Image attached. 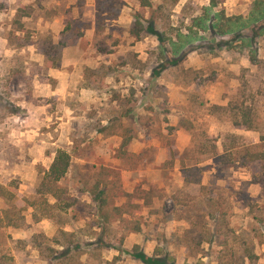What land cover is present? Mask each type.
Listing matches in <instances>:
<instances>
[{
	"label": "rangeland",
	"instance_id": "1",
	"mask_svg": "<svg viewBox=\"0 0 264 264\" xmlns=\"http://www.w3.org/2000/svg\"><path fill=\"white\" fill-rule=\"evenodd\" d=\"M255 4L264 8V0H0V264H143L129 253L136 247L149 256L166 247L176 264H227L225 250L236 264H264V183L250 184L248 168L228 166L220 179L208 160L190 188L219 185L216 193L181 204L160 196L186 184L180 162L167 163L170 144L182 153L190 143L186 130L169 131L181 114L209 143L204 155L231 124L213 106L255 104L261 131L235 132L255 141L264 133V34L242 31L252 48L194 24L212 25L221 12L222 23L249 17ZM138 14L140 36L130 32ZM173 43L190 49L170 54L174 66L160 49ZM59 148L72 155L70 173L54 195L37 193ZM98 181L112 185L102 209L91 194ZM104 216V246L86 245ZM249 238L252 262L242 258ZM71 241L76 251L65 256Z\"/></svg>",
	"mask_w": 264,
	"mask_h": 264
},
{
	"label": "trees",
	"instance_id": "2",
	"mask_svg": "<svg viewBox=\"0 0 264 264\" xmlns=\"http://www.w3.org/2000/svg\"><path fill=\"white\" fill-rule=\"evenodd\" d=\"M143 5H150L151 2L143 1ZM256 5V4H255ZM257 4L254 10L250 13L249 17H225V23H222L224 19V14L221 12L220 14H215V22L212 25H207V18H198L195 20V26L203 28L215 29L221 35L231 34L235 35L236 38H241L244 41H248L244 43L248 47L253 48L254 39L251 36L246 35L242 31L244 29H252L255 30V35L259 36L260 34H264V23L261 22L264 20V8H258ZM143 7V6H142ZM145 7V6H144ZM159 8V7H158ZM208 8H206L207 10ZM157 10L154 9L153 15ZM145 12V10L143 11ZM142 14H138L137 17L131 24L130 32L136 36H140L141 32L143 31V22H141ZM154 18L149 20L153 22ZM147 21V19H146ZM150 27V26H149ZM152 27V25H151ZM159 41L163 44L164 37L161 33H156ZM197 35V32H195ZM194 37V35H193ZM179 38H185V41H189V35L179 34ZM191 38V37H190ZM195 38V37H194ZM183 40V39H182ZM244 45V46H245ZM225 46L228 48L229 43L227 42ZM197 48V47H196ZM160 49L162 52L163 58L168 61L171 65L174 66V63L171 62L170 54H181L186 55L187 52L190 50L189 48L186 49L183 45H179L177 43H173V47L168 50L164 48L163 45H160ZM188 50V51H187ZM174 60V59H173ZM253 63L255 62V58H251ZM256 63V62H255ZM164 64V63H162ZM157 66H161L157 65ZM157 66L154 68L156 69ZM152 70L151 76L156 75V71ZM236 102V101H235ZM244 104L243 101L240 103L237 101L235 104L230 102L229 104L223 105H216L213 106V113H219L221 116H226L228 119L231 120L230 127L223 131L217 132V137L211 141V148L210 153L204 155V152H207L209 143L206 140H203L200 132V128L194 121L186 122L185 115L180 116V121L177 126L170 127L169 131L184 129L186 130L190 136V143L185 148V150L180 153L177 151L175 146L170 144L169 149V159H167V163L173 165L174 162L179 161L182 170L185 173L184 182L186 183L185 186H180L178 184L170 186L169 188L163 189L160 191V196L163 200L171 199L174 204H181L185 201L186 197L191 198H198L202 193V190L207 189L209 192L216 193L221 187L219 185H201L200 189L197 191H191V185L202 184L204 178L205 168L202 164L207 162L208 160H212V167L215 170L214 175L220 177H224L222 170L228 166L236 167L242 166L246 167L251 171L252 180L249 181L250 184L253 183H264V133H261L260 140L255 141L251 140L249 137H243L235 132L237 129H245V130H252V131H261V127L258 124V115L260 114V107H256V105H247L242 106ZM186 114V113H185ZM219 115V116H220ZM124 116V114H122ZM121 116V117H122ZM112 118H109V122H112ZM130 140L128 139L123 142L122 146H126L130 144ZM73 165L72 155L69 151L63 148H59L56 151L54 156L53 162L46 172L43 182L41 183V189H37V193H46L51 194L55 191L57 192L58 189L63 187L64 181L67 179L70 170ZM110 181L103 183L102 181H98L95 183V190L92 191V196L94 199L99 203L100 208L107 204L108 202V192L111 190L112 185L109 184ZM230 184L233 185L232 181H229ZM187 186V187H186ZM189 186V190H187ZM209 186V187H208ZM234 186V185H233ZM232 186V187H233ZM55 188V190H54ZM235 188V186H234ZM233 190H237L234 189ZM238 191H236L237 193ZM54 195V193H53ZM209 201L212 198L208 199ZM57 204V203H55ZM32 205V204H31ZM71 205H65V208H69ZM218 210V209H217ZM212 214V218L216 223L219 221L221 222L223 215L218 213L216 216ZM226 213H224L225 215ZM38 221H40L38 219ZM215 223V222H214ZM109 225L108 217L104 216L100 218L98 227L101 228V232L96 238L93 243L88 242L86 245H93L95 248L100 246H104V234L107 230ZM26 227H29L27 223H25ZM244 232V231H241ZM203 238V237H202ZM204 240V239H201ZM200 242V241H198ZM253 239L249 238L247 241H244L243 244V260H249L252 262L255 257L256 253L254 251L253 246ZM72 244H75V241H71L70 243H66L64 245V249L62 252L65 253V256L70 255L72 252L76 251L75 246L73 247ZM199 244V243H198ZM41 245L36 244L35 247L41 248ZM78 247V245H77ZM157 254L154 256L147 255L143 250L139 247H136L133 252H129L131 256L137 260H139L143 264H176V258L172 257L166 247H157L156 249ZM225 253V262L227 264H236V259L232 257L233 254H229L227 250L224 251ZM224 262V259H223Z\"/></svg>",
	"mask_w": 264,
	"mask_h": 264
}]
</instances>
